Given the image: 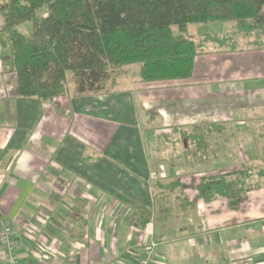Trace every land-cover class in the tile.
<instances>
[{
  "label": "crops",
  "instance_id": "crops-1",
  "mask_svg": "<svg viewBox=\"0 0 264 264\" xmlns=\"http://www.w3.org/2000/svg\"><path fill=\"white\" fill-rule=\"evenodd\" d=\"M223 48L198 54L187 79L133 76L123 89L41 101L17 95L0 39V219L23 264H135L149 238L151 264H264V187L232 209L224 198H196L205 175L264 172V37ZM152 111L174 144L194 127L205 135L200 149L189 140L186 170L158 166L180 186L152 183L157 162L143 125ZM199 159L209 161L202 171Z\"/></svg>",
  "mask_w": 264,
  "mask_h": 264
},
{
  "label": "trees",
  "instance_id": "trees-1",
  "mask_svg": "<svg viewBox=\"0 0 264 264\" xmlns=\"http://www.w3.org/2000/svg\"><path fill=\"white\" fill-rule=\"evenodd\" d=\"M0 16V36L10 50L17 95L41 101L71 91L111 92L120 70L129 66L143 82L187 79L193 75L196 56L210 44L216 50L225 45L235 50L241 48L238 37H264V0H0ZM25 21L31 23L28 35L17 27ZM208 21L234 23L217 36L195 38L187 32L189 23ZM205 126L213 130L217 125ZM181 138L185 151L190 139L199 149L205 146L199 127ZM152 183L161 189L180 186L176 180ZM260 187L264 172L253 177L244 166L202 177L196 198H224L232 209L249 190Z\"/></svg>",
  "mask_w": 264,
  "mask_h": 264
},
{
  "label": "rangeland",
  "instance_id": "rangeland-1",
  "mask_svg": "<svg viewBox=\"0 0 264 264\" xmlns=\"http://www.w3.org/2000/svg\"><path fill=\"white\" fill-rule=\"evenodd\" d=\"M39 12H42V11L40 10ZM0 18L2 19L1 16ZM230 23H232V21H208V22H199V23H189L187 25V31L189 34L193 35L195 38H198L200 34L207 35V36H217L219 34H223L222 32H224V26H227ZM17 27L19 31L25 35H28L31 31V28H30L31 23L29 21H25L19 24ZM172 29L174 32H177L176 26H172ZM224 33H227V32H224ZM255 38L257 39V37L253 35L244 37V38L238 37V39L236 40L237 45H238L237 47L247 46L248 44H251ZM0 39L1 41H3L5 39V36L4 35L0 36ZM208 47L209 48L207 52L218 51L216 50L217 48L212 46V44H210ZM227 48L228 46L225 45L223 49H227ZM127 69L128 67L122 68V70H120L121 73L119 74V76L115 78L116 85H114L113 87L115 90L123 89V88L130 86V83L133 80L132 77L134 75L130 73L131 72L130 69L128 70ZM131 69H134V66H131ZM67 83L72 89L73 82L71 79V75H68ZM107 84L109 85L110 83L108 82ZM152 115L156 116L154 120L152 119ZM143 121H144L143 122L144 131L146 133L145 136L148 139L147 152H149V154H153V155L155 154L154 159L156 160L155 162H157V168L155 171V173H157L156 179L160 180L162 183H170V181L173 180V177L175 176H169L168 174H166L160 177L159 176L160 168L158 166H161L163 169H167L170 166H175L177 164V166L179 167L178 169L186 170L187 167L189 168V165L187 164L186 159H185L186 152H185V148L182 146L181 138L178 136V139L176 141L177 143L176 144L173 143L171 139L177 134L173 135L171 133V128L169 127L166 128L162 126V121L159 120L155 111H152V113H147L146 115H143ZM149 127L150 128L152 127V129H149ZM152 130H154L155 132H153ZM209 136L211 138L213 137V139L210 140L211 144H213L217 136H215L213 132ZM170 140L172 141V143ZM175 152L178 153L176 154V156L174 155ZM177 155H178V158L175 159ZM206 163H209V161L208 160L197 161L194 164L195 166L194 168L199 171H202L203 164H206Z\"/></svg>",
  "mask_w": 264,
  "mask_h": 264
},
{
  "label": "built area",
  "instance_id": "built-area-1",
  "mask_svg": "<svg viewBox=\"0 0 264 264\" xmlns=\"http://www.w3.org/2000/svg\"><path fill=\"white\" fill-rule=\"evenodd\" d=\"M18 246L10 221L0 219V264H23ZM156 253L157 243L149 238L142 246L141 254L136 257L135 264H151L155 261Z\"/></svg>",
  "mask_w": 264,
  "mask_h": 264
}]
</instances>
